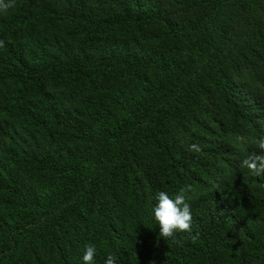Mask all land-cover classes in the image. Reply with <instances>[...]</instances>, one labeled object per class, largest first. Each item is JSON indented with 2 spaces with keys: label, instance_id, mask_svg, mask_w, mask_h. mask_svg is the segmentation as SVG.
Returning <instances> with one entry per match:
<instances>
[{
  "label": "trees",
  "instance_id": "obj_1",
  "mask_svg": "<svg viewBox=\"0 0 264 264\" xmlns=\"http://www.w3.org/2000/svg\"><path fill=\"white\" fill-rule=\"evenodd\" d=\"M0 40V264H264V0H14Z\"/></svg>",
  "mask_w": 264,
  "mask_h": 264
},
{
  "label": "clouds",
  "instance_id": "obj_2",
  "mask_svg": "<svg viewBox=\"0 0 264 264\" xmlns=\"http://www.w3.org/2000/svg\"><path fill=\"white\" fill-rule=\"evenodd\" d=\"M14 6V0H0V13L7 11ZM5 47L3 40H0V48ZM259 152H252L245 156L240 162V168L247 169L250 174L260 176L264 174V138L257 143ZM188 150L199 152L200 146L193 143L188 145ZM186 190L191 191L192 186L187 185L175 194L174 198L165 191L156 195L157 203L153 208L154 219L159 227V236L164 240L171 238L172 242L182 246L183 238L178 239V233H192L191 205L186 199ZM198 236V233L196 234ZM96 248L88 245L83 253V264H93ZM116 257L108 254L104 264H115Z\"/></svg>",
  "mask_w": 264,
  "mask_h": 264
}]
</instances>
